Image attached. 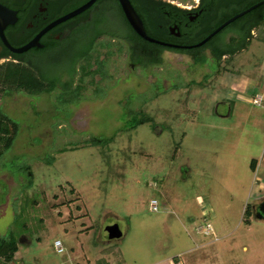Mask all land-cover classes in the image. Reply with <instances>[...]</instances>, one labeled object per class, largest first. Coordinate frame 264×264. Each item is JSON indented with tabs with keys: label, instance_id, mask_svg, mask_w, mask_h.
<instances>
[{
	"label": "rangeland",
	"instance_id": "obj_1",
	"mask_svg": "<svg viewBox=\"0 0 264 264\" xmlns=\"http://www.w3.org/2000/svg\"><path fill=\"white\" fill-rule=\"evenodd\" d=\"M100 43L92 50L102 54ZM114 53L106 73L80 60L73 77L65 58L50 66L61 54L54 52L37 62L61 82L52 93L0 94V109L19 125L0 159V236L18 244L10 264H264V221L253 209L264 199V30L219 63L209 51L197 63L165 53L166 78L148 90L117 84L126 65L123 52ZM241 76L253 80L246 86ZM69 82L79 88L74 103V89L62 87ZM256 94H263L259 107L251 103ZM143 116L150 120L127 130ZM206 222L217 241L198 233ZM115 224L118 240L106 235Z\"/></svg>",
	"mask_w": 264,
	"mask_h": 264
},
{
	"label": "flooded vegetation",
	"instance_id": "obj_2",
	"mask_svg": "<svg viewBox=\"0 0 264 264\" xmlns=\"http://www.w3.org/2000/svg\"><path fill=\"white\" fill-rule=\"evenodd\" d=\"M88 1L0 0V4L14 15L12 16L13 23L6 25L2 30L3 38L0 36V66L7 63L37 66V62L40 60L38 54L51 48V45L58 44L62 46L65 42H72L78 36L82 37L83 40L88 39V41L95 37L93 45L101 42L98 46L100 50L103 48V52L101 54L96 49L92 50V45L91 51L88 53L90 59L88 67L90 69L95 67L94 71L98 72L100 70L104 74L108 57L110 58L113 54H116L114 52H123L126 71L122 72L123 75L117 78V84L121 82L127 85L126 83L130 82L137 90L142 89L141 85L144 83L148 90L151 85L154 87L158 80L163 82V75L166 78L167 73L163 72V55L165 53L181 54L192 58L196 49L208 45L216 35L226 30L243 16L225 26L202 46H193L203 41L230 18L255 5L253 4L241 12L235 13L213 30V27L223 15V9L220 7L215 8L214 4L211 6V3L204 4L202 0H194V6L187 8L178 6L170 0H129L142 21L146 35L158 41L159 44L145 41L134 32L127 22L118 0H95L83 12L56 23ZM214 1L217 3L239 1L242 5L245 2L244 0ZM167 5L176 9L167 8ZM130 30L135 35L134 43L125 38V32H130ZM232 31L235 32L231 29L225 34V40L228 41L233 35ZM149 32L154 36H150ZM253 34L254 31H251V35ZM138 40L148 44H143ZM30 43H34L36 46L30 47L22 53L13 51ZM205 51H209V47L201 49L200 53ZM133 54L140 55L144 59H151L156 56L160 59V63L156 65L138 63L134 61ZM153 68L161 69L162 73L152 72ZM97 74L101 75L100 72ZM152 97L154 99L155 90ZM257 207L258 205L256 208L253 207L255 213H257Z\"/></svg>",
	"mask_w": 264,
	"mask_h": 264
},
{
	"label": "trees",
	"instance_id": "obj_3",
	"mask_svg": "<svg viewBox=\"0 0 264 264\" xmlns=\"http://www.w3.org/2000/svg\"><path fill=\"white\" fill-rule=\"evenodd\" d=\"M204 4L211 3L215 5L216 7H220L223 9V15L220 20L215 24L213 27V30L215 27H217L219 24H221L224 20L231 17L235 13L241 12L243 9L248 8L249 6L256 4L258 2H262L264 0H244V5L240 4L239 1L233 2H220L217 3L216 1L212 0H202ZM147 2V1H146ZM208 6V5H207ZM167 8L176 9L172 6H166ZM210 7V6H209ZM231 28L235 32H233V35L227 40H225V34L226 31ZM258 30H264V4L257 7L255 10H253L250 14H247L243 16L242 18L235 21L232 25H230L226 30L222 31L218 35H216L211 42L206 45L205 47L201 49H205L209 47V51L211 53V56L214 58L216 63H219L220 60L223 57H233L238 55L241 51H243L247 44L250 42V39L252 38L251 31H258ZM126 36L125 38L128 39L130 42H135V35L130 30V32H125ZM150 36H154V34L149 32ZM262 37V32L261 35ZM93 37L91 40H86V47L81 48L80 46H76L78 41L84 42L83 38L78 36L75 38V40L72 42L69 48H66L65 50H60L62 47L58 44L51 45V48H48L44 52H41V54H38V58L41 60H44L46 56H50L54 52H60L59 58L57 60L51 59L49 62L50 66H58L60 59L65 58L69 61V74L71 76H75L77 74L76 65L80 60H83L86 65L88 66L90 63L86 60L88 53L91 51V46L93 45L94 41ZM260 38V37H259ZM257 38V39H259ZM83 40V41H81ZM139 42H142L143 44H148L147 42H144L142 40H138ZM132 44V43H131ZM201 49H196L195 54H193L192 58L197 63L200 60L201 56ZM153 57V56H152ZM133 59L136 62H142L144 64H159L160 59L156 56L149 59H144L140 55L133 54ZM144 60V61H142ZM88 62V63H87ZM54 68V67H53ZM81 70H83V67H81ZM50 80V81H49ZM60 81L51 80L46 77L45 74L40 72V70L37 68L36 65H17L12 63H7L5 65L0 66V94L3 96H8L13 91H23L29 93L31 96H36L40 94H46L49 95L54 91V89L59 85ZM61 83V82H60ZM190 84H194V86L201 87L195 82H191ZM189 83L186 84V87L190 85ZM200 84V83H199ZM62 87H65L67 91H70V89H74V95L73 98L69 96V103H74V100L78 98L79 94V88L73 87L72 83H65L62 85ZM177 86H173L175 88ZM178 88V87H177ZM71 89V90H72ZM66 91H64L65 93ZM150 118H147L146 116L141 117L140 119L132 118V122L130 126L127 128L128 131H134L139 125L148 122ZM19 130V125L16 121H14L11 117H9L2 109H0V159L3 156L4 152L12 148L15 139L17 137V133ZM113 138L105 140V143L112 141ZM92 144L97 145L101 142L99 139H92ZM1 161V160H0ZM54 162V159L50 158L46 164L51 165ZM256 167V161L252 160L250 163V169L254 172ZM22 173H27L28 182L29 185H31V172L30 167L23 166L21 168ZM252 207H249L247 205L245 209V215L251 214ZM249 224V222H246ZM18 252V244L17 241L14 239L12 235H8L7 237L0 236V260L3 261L4 264H10L14 261L15 254ZM176 263L178 261L174 259ZM99 264H106L105 261L100 262Z\"/></svg>",
	"mask_w": 264,
	"mask_h": 264
},
{
	"label": "water",
	"instance_id": "obj_4",
	"mask_svg": "<svg viewBox=\"0 0 264 264\" xmlns=\"http://www.w3.org/2000/svg\"><path fill=\"white\" fill-rule=\"evenodd\" d=\"M95 0H89L85 5H83L82 7L78 8L77 10L73 11L72 13L66 15L65 17L61 18L60 20H58L56 23L65 21L71 17L76 16L77 14L83 12L84 10H86L88 7H90ZM122 11L124 13V16L127 20V22L129 23L130 27L134 30V32L141 37L142 39H144L145 41H148L150 43H159L158 41L150 38L149 36L146 35L143 24L141 19L139 18V16L137 15V13L135 12V10L133 9L131 3L129 0H118ZM264 1L259 2L253 6H251L250 8L244 10L243 12L235 15L234 17L230 18L229 20H227L224 24H222L219 28H217L214 32H212L208 37H206L203 41H201L200 43H198L197 45L193 46V47H200L203 44H205L212 36H214L216 33H218L221 29H223L225 26H227L228 24L232 23L233 21H235L236 19L246 15L247 13H249L250 11L254 10L255 8H257L260 5H263ZM13 13L8 10L6 7L2 6L0 4V36L3 38L2 35V30L4 29V27L8 24L13 23V19H12ZM160 44V43H159ZM32 46H36V44L34 43H30L20 49L17 50H13L16 53H22L24 51H26L27 49H29ZM191 48V47H190ZM257 218L264 221V199L258 204L257 207ZM106 235L109 239H113V240H118L122 237V232L119 230L118 225H111L108 226L106 228ZM23 242V241H21Z\"/></svg>",
	"mask_w": 264,
	"mask_h": 264
},
{
	"label": "built area",
	"instance_id": "obj_5",
	"mask_svg": "<svg viewBox=\"0 0 264 264\" xmlns=\"http://www.w3.org/2000/svg\"><path fill=\"white\" fill-rule=\"evenodd\" d=\"M251 103H252L253 105L257 106V107L261 106V104H262V97L259 96V95L255 96V97L252 99ZM149 208H150V210H151L152 212H157V211H158L157 202H156L155 200H151V201H150ZM197 230H198V233H199V234H202V235H204V236H211V237L213 238L214 241H217V240H218V238H217V236H216V234H215V231H214V229L212 228L211 223H209V222H206V223L204 224V226L198 227ZM54 248H55V250H56L58 253H61L62 250H63L61 244H60L58 241H56V242L54 243Z\"/></svg>",
	"mask_w": 264,
	"mask_h": 264
},
{
	"label": "crops",
	"instance_id": "obj_6",
	"mask_svg": "<svg viewBox=\"0 0 264 264\" xmlns=\"http://www.w3.org/2000/svg\"><path fill=\"white\" fill-rule=\"evenodd\" d=\"M262 69L261 68H259L258 69V72H260ZM242 78V80H243V83H245V85L247 86L248 84H249V82H251V80H253V79H250L249 77H243V76H241ZM236 85H238V84H232L231 85V89H232V91H235V92H238L239 90H240V87H236ZM241 89H243L244 90V88L242 87ZM242 90V91H243ZM263 93H264V84H263ZM257 95H259V96H261V97H263V94L261 95V94H256L255 96H257ZM253 99V98H252ZM210 244H212V242H209ZM177 264H182V261L180 262H178Z\"/></svg>",
	"mask_w": 264,
	"mask_h": 264
}]
</instances>
